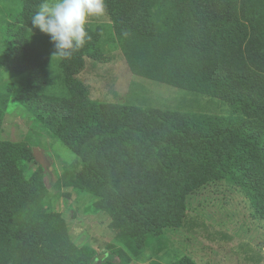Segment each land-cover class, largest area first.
Returning a JSON list of instances; mask_svg holds the SVG:
<instances>
[{
  "label": "trees",
  "instance_id": "16d2710c",
  "mask_svg": "<svg viewBox=\"0 0 264 264\" xmlns=\"http://www.w3.org/2000/svg\"><path fill=\"white\" fill-rule=\"evenodd\" d=\"M41 2L22 0L23 34L6 55L10 71L29 77L13 99L83 151L71 186L101 196L116 231L139 243L181 227L189 196L217 178L244 189L264 220V0H105L135 75L236 105L237 117L92 101L77 76L86 58L103 60L100 28L60 56L56 92L28 39ZM33 160L25 144L0 140V264H90L65 224L49 223L48 188L26 174Z\"/></svg>",
  "mask_w": 264,
  "mask_h": 264
},
{
  "label": "rangeland",
  "instance_id": "374dc122",
  "mask_svg": "<svg viewBox=\"0 0 264 264\" xmlns=\"http://www.w3.org/2000/svg\"><path fill=\"white\" fill-rule=\"evenodd\" d=\"M22 0H0V107L3 125L0 140L22 143L34 160L28 177L43 181L49 194V223L63 222L73 249L88 252L90 264H264V220L253 209L244 189L217 178L190 195L181 227L164 229L156 237L134 243L112 227L99 195L71 186V166L83 165L77 153L55 138L45 125L17 101L28 84V74H16L6 65V55L23 34ZM86 28L101 29L102 61L86 58L77 76L98 104L169 110L181 115L237 117L242 110L219 99L174 88L134 74L122 52L114 25L105 13L88 19ZM34 54L47 66V76L60 91V56L48 35L37 30L28 36ZM51 92V90H49ZM4 100L6 106L4 107ZM37 142L38 146L33 143ZM161 206H167L162 202ZM162 211L161 207H155Z\"/></svg>",
  "mask_w": 264,
  "mask_h": 264
},
{
  "label": "clouds",
  "instance_id": "9594fccd",
  "mask_svg": "<svg viewBox=\"0 0 264 264\" xmlns=\"http://www.w3.org/2000/svg\"><path fill=\"white\" fill-rule=\"evenodd\" d=\"M105 7V0H42L30 24L50 37L53 56H66L85 45L88 19L104 15Z\"/></svg>",
  "mask_w": 264,
  "mask_h": 264
}]
</instances>
